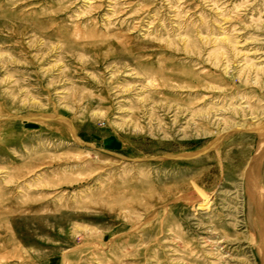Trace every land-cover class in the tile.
Listing matches in <instances>:
<instances>
[{"label": "rangeland", "instance_id": "1", "mask_svg": "<svg viewBox=\"0 0 264 264\" xmlns=\"http://www.w3.org/2000/svg\"><path fill=\"white\" fill-rule=\"evenodd\" d=\"M0 264H264V0H0Z\"/></svg>", "mask_w": 264, "mask_h": 264}]
</instances>
